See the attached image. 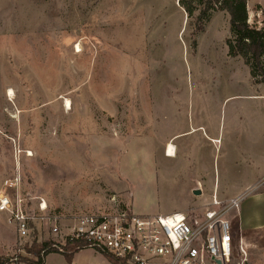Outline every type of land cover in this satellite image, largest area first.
<instances>
[{
    "label": "rangeland",
    "instance_id": "obj_1",
    "mask_svg": "<svg viewBox=\"0 0 264 264\" xmlns=\"http://www.w3.org/2000/svg\"><path fill=\"white\" fill-rule=\"evenodd\" d=\"M247 3L263 27L264 0ZM202 7L187 18L178 0H0V196L13 181L6 192L38 217L36 239L49 236L41 200L69 225L113 203L199 210L264 178V80L227 55L228 13L204 21ZM8 218L0 210V257L32 264L34 235L20 239ZM239 220L247 264H264V184ZM102 262L89 249L72 259ZM44 264L68 261L51 252Z\"/></svg>",
    "mask_w": 264,
    "mask_h": 264
},
{
    "label": "built area",
    "instance_id": "obj_2",
    "mask_svg": "<svg viewBox=\"0 0 264 264\" xmlns=\"http://www.w3.org/2000/svg\"><path fill=\"white\" fill-rule=\"evenodd\" d=\"M263 184L264 178L225 200L213 193L199 210L164 215L134 214L127 206L113 203L111 210L78 215L69 225L62 215L51 214L41 200L39 220H47L49 236L45 241L59 253L67 244L76 243L79 251H93L102 264H247L250 244L235 229L233 219L245 196ZM4 186L0 210L9 211L8 222L15 226L18 237L29 239L35 234L31 224H36L38 217L28 213L21 198L12 202L6 189L14 188L13 181L5 180ZM34 241L42 242L35 235L31 244Z\"/></svg>",
    "mask_w": 264,
    "mask_h": 264
},
{
    "label": "trees",
    "instance_id": "obj_3",
    "mask_svg": "<svg viewBox=\"0 0 264 264\" xmlns=\"http://www.w3.org/2000/svg\"><path fill=\"white\" fill-rule=\"evenodd\" d=\"M178 4L187 18L193 15L198 5H203L198 18L208 20L211 12L226 11L229 15V37L226 39L227 55L240 56L249 68L253 82L264 80V26H252L248 23L247 0H178ZM202 31V26H201ZM77 244H67L61 253L68 263L72 262L74 253L78 252ZM27 252L35 257L32 264H44L47 254L59 251L50 246L48 241L32 242ZM11 259L0 257V264H9Z\"/></svg>",
    "mask_w": 264,
    "mask_h": 264
},
{
    "label": "crops",
    "instance_id": "obj_4",
    "mask_svg": "<svg viewBox=\"0 0 264 264\" xmlns=\"http://www.w3.org/2000/svg\"><path fill=\"white\" fill-rule=\"evenodd\" d=\"M254 7L257 8V10H258V12H259L260 14H264V11H263V9L261 8V5H260V4L256 3ZM250 8H251V7H250L249 4L247 3V12H248V16H249V13H250ZM169 144H172V143H168L167 145H169ZM172 145H173V144H172ZM173 146L176 147L175 144H174ZM175 147H174V155H175ZM166 148H167V146H166ZM197 183H199V182H197ZM199 184H200V183H199ZM183 211H184V210H183ZM236 216H237V217H236ZM236 216H235L234 219H233V225H234L235 229H236L237 231H240V234L246 238L247 236L244 234L245 231H241V229H240V227H241V221L239 220V212H238V214H236ZM256 229H257V228H256Z\"/></svg>",
    "mask_w": 264,
    "mask_h": 264
},
{
    "label": "bare ground",
    "instance_id": "obj_5",
    "mask_svg": "<svg viewBox=\"0 0 264 264\" xmlns=\"http://www.w3.org/2000/svg\"><path fill=\"white\" fill-rule=\"evenodd\" d=\"M78 49H79V46H78ZM9 94L11 95L12 94V91L10 90L9 91ZM65 104L66 106L69 108L70 107V101L68 99L65 100ZM166 155L168 157H173L174 156V147L170 144L168 145V147L166 148Z\"/></svg>",
    "mask_w": 264,
    "mask_h": 264
},
{
    "label": "water",
    "instance_id": "obj_6",
    "mask_svg": "<svg viewBox=\"0 0 264 264\" xmlns=\"http://www.w3.org/2000/svg\"><path fill=\"white\" fill-rule=\"evenodd\" d=\"M193 192H194V194H199V190L198 189H195Z\"/></svg>",
    "mask_w": 264,
    "mask_h": 264
},
{
    "label": "flooded vegetation",
    "instance_id": "obj_7",
    "mask_svg": "<svg viewBox=\"0 0 264 264\" xmlns=\"http://www.w3.org/2000/svg\"><path fill=\"white\" fill-rule=\"evenodd\" d=\"M167 156V155H166Z\"/></svg>",
    "mask_w": 264,
    "mask_h": 264
}]
</instances>
